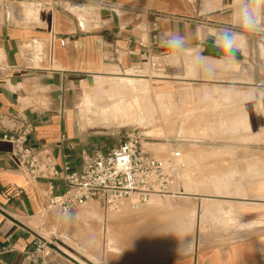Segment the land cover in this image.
<instances>
[{"label": "crops", "instance_id": "1", "mask_svg": "<svg viewBox=\"0 0 264 264\" xmlns=\"http://www.w3.org/2000/svg\"><path fill=\"white\" fill-rule=\"evenodd\" d=\"M245 2L0 0V246L6 238L11 246L1 264H32L26 252L33 248L40 193L48 186V180L33 182L21 173L3 133L31 125L26 143L38 149L39 158L76 170L83 151L112 145L88 141L89 136L80 140L74 133L75 111L68 110L75 85L80 84L77 109L86 91L122 80L161 85L165 100L175 105L172 85L149 82L170 79L183 85L186 100L239 102L254 128L264 130V28L242 32ZM226 29L238 34V43L244 37L234 59L221 43ZM173 35L183 39V47L167 46ZM94 76L92 87L84 83ZM112 77L118 79H102ZM236 117L234 124H249L243 114ZM119 118L101 127L79 120L81 128H108L118 127ZM238 158L233 165L250 167L237 188L197 185L189 190L220 194H169L183 198L177 208L184 212L173 220L165 208L155 211L163 203L157 200L133 211L128 226L133 233L125 242L131 245L109 264H264V158ZM52 185L54 193L64 188L62 180ZM155 212L164 213L162 220H154ZM120 217L115 215L114 225ZM50 264L76 263L54 256Z\"/></svg>", "mask_w": 264, "mask_h": 264}, {"label": "rangeland", "instance_id": "2", "mask_svg": "<svg viewBox=\"0 0 264 264\" xmlns=\"http://www.w3.org/2000/svg\"><path fill=\"white\" fill-rule=\"evenodd\" d=\"M96 78L98 77L87 78L84 83L92 87ZM102 79L112 81L118 78ZM149 82L172 85L175 92V105H171L168 100H165V96L161 94V85L122 80L117 85L129 89L122 93L108 91V94L117 97L114 102L118 103L116 110L121 113V107L130 109L135 101H138L139 116L135 114L130 119L117 114V111L111 115L95 117L80 103L77 109L75 103L80 91V84L75 85L70 96V109L68 110V112L75 111V123L71 121L75 128H72L74 133L80 136V140L89 136L86 137L88 141L91 138L100 145L115 144L120 138L111 135L115 127L97 128L86 125L81 128L80 120L83 124L101 127L104 126L103 122L111 123L121 116L122 120H119V126L136 128L141 136V145L142 143L144 145L142 147L151 154L157 157L174 158V152H178L179 155L174 159L177 165L174 169L172 195L185 196L194 192L220 194L213 189L204 188L198 191L189 189L190 186H209L210 184L226 189L228 185L238 186L243 183V177L250 166L233 165L232 162L237 161L238 156L243 155L264 158V130L254 128L255 126L250 122L251 118L246 117V112L243 107L241 108L242 105L236 101L222 103L212 99L203 101L192 98L186 100V98H182L183 85L180 83L165 78H157L154 81L151 79ZM130 88L133 89L130 90ZM106 89L92 88L90 92L86 91L83 97L91 100L97 94L104 95ZM151 90L157 91L151 93ZM115 105L117 104H111L109 107L114 109ZM146 112H149L150 115L145 118L143 114ZM240 114L246 117L248 125L233 123V119ZM245 167L246 169H243ZM151 198L150 202L143 206L154 204L155 200L157 203L163 202L155 211L161 212L160 210L165 208L170 212L168 216L170 215L171 220L184 212L177 208V204L183 198H174L169 194L153 195ZM124 203L119 212H106L102 205L94 200L66 215L49 211L40 216V221L34 230L51 244V247L56 251L54 252L56 256H63L74 263L76 260V264L114 263L115 260L121 258L119 256L126 253V247L131 245L125 242L130 241L129 238L133 233L128 226L132 213L135 215L136 211H129L131 209L126 205L127 202ZM159 212L153 213L155 221L159 216L162 220L164 213ZM115 215L123 217L118 219L117 225L113 223L117 219H114ZM97 231L100 232L98 238L93 234ZM62 250L73 257L68 256ZM136 254L137 251H135Z\"/></svg>", "mask_w": 264, "mask_h": 264}, {"label": "built area", "instance_id": "3", "mask_svg": "<svg viewBox=\"0 0 264 264\" xmlns=\"http://www.w3.org/2000/svg\"><path fill=\"white\" fill-rule=\"evenodd\" d=\"M157 22L156 18L152 28L157 26ZM31 132L32 126L26 125L22 129L4 132L2 138L11 143L18 169L28 180H48L47 188L40 193V216L49 211L70 214L93 200L100 203L106 212L121 211L124 202L131 210H137L153 195L171 194L177 165L174 159L179 153L174 152V158L151 154L142 147L140 133L134 127H115L111 135L119 136V141L105 150L83 151L78 170L67 163L57 166L53 161L41 160L38 149L26 143ZM53 180L64 182L61 192L52 191ZM6 242L0 246V264L2 255L11 250L8 238ZM54 252L51 244L36 233L33 248L26 252V258L32 264H50L56 256Z\"/></svg>", "mask_w": 264, "mask_h": 264}, {"label": "clouds", "instance_id": "4", "mask_svg": "<svg viewBox=\"0 0 264 264\" xmlns=\"http://www.w3.org/2000/svg\"><path fill=\"white\" fill-rule=\"evenodd\" d=\"M240 27L242 32L252 33L259 28H264V0H246L240 10ZM237 35L232 30L226 29L221 33V43L223 49L231 58H235V53L239 51L244 42L241 36V43L237 42ZM167 46L180 48L184 46L183 39L178 35H173L167 40Z\"/></svg>", "mask_w": 264, "mask_h": 264}, {"label": "bare ground", "instance_id": "5", "mask_svg": "<svg viewBox=\"0 0 264 264\" xmlns=\"http://www.w3.org/2000/svg\"><path fill=\"white\" fill-rule=\"evenodd\" d=\"M120 82V81H113L112 83H110L109 87L110 89H106L105 90V94H97L94 96V98H92L91 100H88L87 98L83 97L81 100H80V105L81 106H84L87 111H89L93 116L95 117H98V116H106V115H111L113 113H115L117 110L116 108L118 107V103L114 102V99H116L117 97H115L113 94H108V91H110L111 93H113V91L115 93H122L124 91H126V89L128 90L129 88H125V86H119L117 85V83ZM133 88H130V90H132ZM111 104H117L115 105L114 109L110 108L109 106ZM132 105V103H131ZM138 108H139V104H138V101H135V103L130 107V109H125L124 107H121V112H118L117 111V114H121V116H126L128 117V119L130 118H133L135 114H137L139 116V111H138ZM85 109V110H86ZM89 109V110H88ZM145 118L147 116L150 115V113L146 112L145 114ZM237 118V117H235ZM234 120V119H233ZM107 121V120H105ZM116 121H113L111 123H106V122H103L102 124L103 125H111V124H115ZM117 126H119V122L116 123ZM143 145V143H142ZM144 146V145H143ZM147 150V149H146ZM259 160V159H258ZM257 164V163H256ZM249 169V168H248ZM248 172V171H247ZM246 172V173H247ZM252 173V172H251ZM258 173V172H257ZM260 174V172H259ZM249 175V174H248ZM253 175V174H251ZM250 177V176H249ZM247 178V176H246ZM237 188V186L235 187ZM234 189V188H233ZM152 199V198H151ZM150 199V200H151ZM150 202V201H148ZM88 207V206H87ZM89 210V209H88ZM93 234L97 235V238L100 236V232H93ZM92 236V234H91ZM65 254H67L68 256H72L71 254H69L68 252L62 250ZM73 257V256H72ZM75 258V257H74ZM76 261V260H75ZM77 262V261H76ZM83 264V263H82Z\"/></svg>", "mask_w": 264, "mask_h": 264}, {"label": "water", "instance_id": "6", "mask_svg": "<svg viewBox=\"0 0 264 264\" xmlns=\"http://www.w3.org/2000/svg\"><path fill=\"white\" fill-rule=\"evenodd\" d=\"M75 261V260H74ZM76 262V261H75ZM77 263V262H76Z\"/></svg>", "mask_w": 264, "mask_h": 264}]
</instances>
